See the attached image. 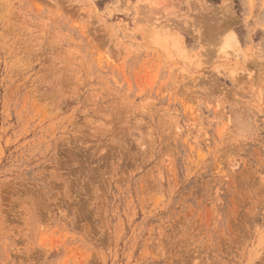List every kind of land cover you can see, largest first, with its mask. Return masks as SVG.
<instances>
[{"label": "rangeland", "instance_id": "374dc122", "mask_svg": "<svg viewBox=\"0 0 264 264\" xmlns=\"http://www.w3.org/2000/svg\"><path fill=\"white\" fill-rule=\"evenodd\" d=\"M0 264H264V0H0Z\"/></svg>", "mask_w": 264, "mask_h": 264}, {"label": "bare ground", "instance_id": "6f19581e", "mask_svg": "<svg viewBox=\"0 0 264 264\" xmlns=\"http://www.w3.org/2000/svg\"><path fill=\"white\" fill-rule=\"evenodd\" d=\"M228 39H229V38H228ZM228 39H227V40H228ZM231 39H232V38H231ZM230 41H231V40H230Z\"/></svg>", "mask_w": 264, "mask_h": 264}]
</instances>
